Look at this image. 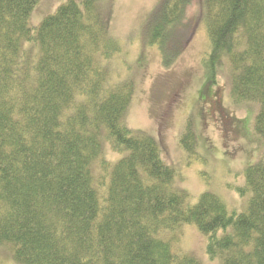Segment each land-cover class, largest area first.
<instances>
[{
    "label": "trees",
    "instance_id": "16d2710c",
    "mask_svg": "<svg viewBox=\"0 0 264 264\" xmlns=\"http://www.w3.org/2000/svg\"><path fill=\"white\" fill-rule=\"evenodd\" d=\"M38 1L0 0V246L17 264H200L167 235L193 224L210 258L264 264V156L245 169V211L208 190L190 204L156 139L124 123L135 85L112 83L102 63L120 52L102 0H66L33 27ZM192 5L209 41L202 66L214 83L227 60L229 97L256 105L264 140V0H159L141 33L165 68L183 50ZM195 140L186 123L182 147L198 157ZM106 141L124 153L108 165ZM96 160L109 167L104 192Z\"/></svg>",
    "mask_w": 264,
    "mask_h": 264
},
{
    "label": "rangeland",
    "instance_id": "374dc122",
    "mask_svg": "<svg viewBox=\"0 0 264 264\" xmlns=\"http://www.w3.org/2000/svg\"><path fill=\"white\" fill-rule=\"evenodd\" d=\"M65 1L39 0L29 24L37 26ZM158 2L102 0L100 4L110 33L120 45V52L102 63L112 83L131 78L135 85L124 123L156 139L164 161L175 170L174 187L188 193L190 204L208 190L217 194L228 209L243 212L251 194L249 190L240 191L245 186V169L264 156V140L253 128L256 105L231 101L227 60L216 67L214 83L206 73L202 60L209 51V41L196 5L187 10L189 29L182 35L181 54L172 65L163 67L157 45L144 44L141 33ZM186 123L194 130L198 157L188 155L182 147ZM122 154L113 152L104 142L101 157L105 164L115 162ZM92 171L97 188L104 192L109 167L96 160ZM223 232L229 233V229ZM167 235L177 236L174 252L191 255L200 264H222L219 256L207 255L206 236L195 225L181 224ZM0 264H17L5 246H0Z\"/></svg>",
    "mask_w": 264,
    "mask_h": 264
}]
</instances>
